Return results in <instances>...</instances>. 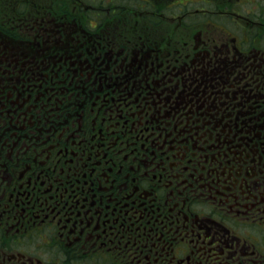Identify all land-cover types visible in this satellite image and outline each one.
Listing matches in <instances>:
<instances>
[{
    "label": "flooded vegetation",
    "instance_id": "af4514ba",
    "mask_svg": "<svg viewBox=\"0 0 264 264\" xmlns=\"http://www.w3.org/2000/svg\"><path fill=\"white\" fill-rule=\"evenodd\" d=\"M103 3L0 0V264H264V0Z\"/></svg>",
    "mask_w": 264,
    "mask_h": 264
},
{
    "label": "rangeland",
    "instance_id": "374dc122",
    "mask_svg": "<svg viewBox=\"0 0 264 264\" xmlns=\"http://www.w3.org/2000/svg\"><path fill=\"white\" fill-rule=\"evenodd\" d=\"M66 1L67 0H46L47 4L50 5L49 7L52 9L51 11H59L60 8L55 3H60L61 2L62 5H64ZM103 1H104L103 5L115 4V0H103ZM109 1L111 3L107 4V2H109Z\"/></svg>",
    "mask_w": 264,
    "mask_h": 264
},
{
    "label": "trees",
    "instance_id": "16d2710c",
    "mask_svg": "<svg viewBox=\"0 0 264 264\" xmlns=\"http://www.w3.org/2000/svg\"><path fill=\"white\" fill-rule=\"evenodd\" d=\"M49 6H50V5L47 6V9H46L47 11L52 10ZM0 15H1V14H0Z\"/></svg>",
    "mask_w": 264,
    "mask_h": 264
},
{
    "label": "bare ground",
    "instance_id": "6f19581e",
    "mask_svg": "<svg viewBox=\"0 0 264 264\" xmlns=\"http://www.w3.org/2000/svg\"><path fill=\"white\" fill-rule=\"evenodd\" d=\"M108 7V6H107ZM87 30V29H86ZM89 31V30H88Z\"/></svg>",
    "mask_w": 264,
    "mask_h": 264
}]
</instances>
